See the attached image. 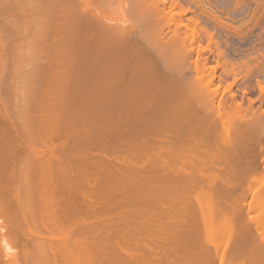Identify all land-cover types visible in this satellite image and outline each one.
Listing matches in <instances>:
<instances>
[{
    "label": "bare ground",
    "instance_id": "1",
    "mask_svg": "<svg viewBox=\"0 0 264 264\" xmlns=\"http://www.w3.org/2000/svg\"><path fill=\"white\" fill-rule=\"evenodd\" d=\"M178 2L0 0V264H264V83L232 107Z\"/></svg>",
    "mask_w": 264,
    "mask_h": 264
},
{
    "label": "rangeland",
    "instance_id": "2",
    "mask_svg": "<svg viewBox=\"0 0 264 264\" xmlns=\"http://www.w3.org/2000/svg\"><path fill=\"white\" fill-rule=\"evenodd\" d=\"M179 2V4H181L184 8H187V9H190L191 8V10H190V12H188V15H187V18H189V19H187V21H186V19L184 20V23H187V25H188V23H190L189 24V27H193V26H195V29H197L198 30V28H199V30H201V31H199V35H198V39H197V41L198 42H196L197 44L196 45H200L199 47H198V50L200 51V50H202V51H200L199 53L201 54L200 56L201 57H203V58H201V57H199L200 59H204V58H208L209 59V69H210V66H211V68H214V66L217 68V76L218 77H220L221 76V82H219V79H217V81H216V83H218L219 82V84H221L220 86H222V87H220L219 86V88H221L222 90H223V88L225 87L224 85H227V83H231L232 81H233V76L231 75V74H229V76H225V74L223 73L225 70H227V69H225V68H223V67H228V69H230L229 67H231V66H229V64L228 63H232V65H234V67H235V69L239 66V68H237L236 69V71H237V74H236V76H237V78H238V80H237V82L236 83H234V88L233 87H231V88H233V94L235 93V96H236V100H235V104H233L231 101L233 100H229V102L232 104V107L235 105V106H242L243 108H245V106H247V103H246V100H244L243 99V97H242V92L243 91H248V93H249V95H248V97H250L251 99H255V98H258V95H259V89H257V80H259V81H261L262 83H264V0H178ZM185 1V2H184ZM196 1V2H195ZM211 1H213V2H211ZM236 1H238V2H236ZM208 2V3H207ZM191 3H193V4H191ZM203 3V4H202ZM235 3V4H234ZM245 3V4H244ZM13 4V3H12ZM211 4V5H210ZM213 4H215V5H213ZM226 4V5H225ZM11 5V4H10ZM14 5V7L16 6V4H13ZM13 5H11V6H13ZM116 5V3L115 2H113V4H111V6H112V8H111V6L109 5L108 7H104L103 9L104 10H107V11H109V12H107V13H109V14H113L114 15V13H116L117 11H116V8H117V6H115ZM189 5V6H188ZM213 5V6H212ZM186 6V7H185ZM201 7V8H199V7ZM215 6V7H214ZM226 6V7H225ZM189 7V8H188ZM15 8H17V7H15ZM107 8V9H106ZM12 9V8H11ZM240 9V10H239ZM112 10H114V13H112ZM234 10H236V11H234ZM116 11V12H115ZM202 13H201V12ZM212 11H214V12H212ZM221 11H222V13H221ZM118 12H120V10L118 11ZM211 12V13H210ZM260 12V13H259ZM8 14V13H7ZM37 14H38V16H37ZM207 14V15H206ZM224 14V15H223ZM35 16H33L32 18L34 19V17L35 18H37V19H35V23L33 22V20H31V25L32 26H34V24H35V27H36V29L34 28V29H32L33 31H35V35L37 36H35L36 38V40L38 39V34H40V35H42L43 33H46L47 35L48 34H50L51 36H53V34H54V31H56L57 30V33H56V35H55V37L56 38H54V37H51L50 35H48L47 37H49V39H51V41H52V38H54V39H59L60 38V34H59V30H58V28H55V25L53 24V22L52 21H50L49 20V18L47 19L46 17H44L43 15H44V12L43 11H41V10H38V11H36V13L34 14ZM43 16V18H42V16ZM194 15V16H193ZM197 15V16H196ZM216 17H218V18H216V19H218V22H217V20H215V16ZM226 15V16H225ZM7 16H9V18H10V16L12 17V15L9 13L8 15H6V17ZM19 16V15H18ZM18 16H17V18L15 17V21L13 20V19H6V17H5V19H6V21L8 20V22L10 23L11 21L14 23L15 22V24H16V21L18 20ZM40 16H41V18L42 19H47V20H49L48 22H45V20L43 21L41 18H40ZM46 16H47V14H46ZM212 16V17H211ZM1 17L2 18H4L3 16H1L0 15V19H1ZM39 17V18H38ZM196 17V18H195ZM219 17H220V21H222L221 23L219 22ZM221 17H223V18H221ZM258 17V18H257ZM31 18V19H32ZM193 18L194 19H197L198 21H199V23L200 24H198L197 25V27H196V24H192L193 22H192V20H193ZM205 18V19H204ZM235 18V19H234ZM255 18V19H254ZM257 18V19H256ZM17 19V20H16ZM22 19H24V17H22ZM128 19V20H127ZM131 19V20H130ZM130 19H129V17L128 18H126V19H120V20H122V23H124V21H126L125 23H127V24H125L127 27H133V26H138L139 24V22H138V20H136V19H134V18H132V17H130ZM191 19V20H190ZM202 19V20H201ZM214 19V20H213ZM227 19V20H226ZM41 20V21H40ZM46 20V21H47ZM224 20V21H223ZM250 20V21H249ZM256 20V21H255ZM6 21H4L3 19H1L0 20V22H2L3 24H4V22H6ZM21 19H20V22H19V20L17 21V23H19L20 24V26H19V24L17 25V26H19V27H25V22H23L22 21V24L23 23H25V24H23L24 26H21ZM24 21H26V19H24ZM129 21H130V23H129ZM189 21V22H188ZM241 21V22H240ZM7 22V24L10 26V25H12V22L9 24ZM38 22H40V23H38ZM43 22H45V23H43ZM52 22V23H51ZM136 22H138V23H136ZM208 22V23H207ZM226 22V23H225ZM228 22V23H227ZM252 22V23H251ZM2 23H1V25H2ZM43 25H42V24ZM132 23V24H131ZM203 23V24H202ZM217 23V24H216ZM249 23V24H248ZM41 24V25H40ZM51 24V25H50ZM135 24V25H134ZM226 24V25H225ZM233 24V25H232ZM241 24V25H240ZM39 26V30H38V26ZM131 25V26H130ZM244 25V26H243ZM42 26H44L45 28L47 27V30H45L44 29V27H43V29L42 28H40V27H42ZM200 27H201V29H200ZM236 27V28H235ZM241 27V28H240ZM181 28V27H180ZM194 28V27H193ZM192 28V29H193ZM214 28V29H213ZM232 28H234V29H232ZM239 28H240V30H239ZM236 29V30H235ZM43 30H45V31H43ZM186 29L184 28V26H182V28H181V31L184 33V31H185ZM206 30H208V33H210V34H212L213 33V38L216 40V42L219 44H216L217 46H214L213 48H212V50H214L215 51V53L214 54H210V50L208 49V47H205V46H213V44H209V42L210 41H208L209 40V37L208 36H206V33H207V31ZM227 30V31H226ZM233 30H234V32H233ZM244 30V31H243ZM39 33H38V32ZM228 31H229V33H228ZM241 32V33H240ZM217 33V34H216ZM239 33V34H238ZM206 36H204V35ZM185 35V34H184ZM193 34L190 32V34H189V36H192ZM207 35H209V34H207ZM23 36H25V35H23ZM41 37V36H40ZM13 38H15V39H17L16 38V36H13ZM206 39V40H205ZM208 39V40H207ZM190 41V40H189ZM249 42H250V44H249ZM210 43H214V40L213 41H211ZM203 46V47H202ZM215 47H217L216 48V50H215ZM203 49H206V50H203ZM261 51H260V50ZM51 51H53V52H48V53H50L51 55H53V53L55 52V50H53V49H50ZM220 51L221 53H222V55L223 56H221L222 58H220V56L218 57V55H216V54H218L217 52L218 51ZM213 51V52H214ZM217 51V52H216ZM262 52V53H261ZM55 53H58V51H56ZM248 54V55H247ZM251 54V55H250ZM43 55V54H42ZM41 55V56H42ZM45 55V54H44ZM43 55V57H45ZM259 58H258V57ZM251 57V58H250ZM250 58V59H249ZM220 59V60H219ZM222 60V61H221ZM218 61H219V63H218ZM234 61H236V62H234ZM242 61V62H241ZM257 61V62H256ZM41 62V63H40ZM221 62V63H220ZM223 62V63H222ZM227 62V63H226ZM28 63V62H27ZM31 63V62H30ZM36 63V62H35ZM41 64L42 65V61H39L37 64ZM244 63V64H243ZM254 63V64H253ZM25 64V65H24ZM37 64H29L28 66H27V64H26V62L24 63L23 62V64H21L23 67L22 68H26V69H23V72H22V68H21V66H18V67H15L14 65H13V63H12V65L14 66H10L9 65V67L7 68V69H9V70H7V72L9 73H7V76H9L10 77V79H11V77L13 78V79H11L12 81L14 80V81H16L17 79L16 78H18V80L19 81H23V79H26V78H29V77H27V74L29 75V73H28V71H30V74H31V77H33V76H35V75H32V73L35 71L36 72V70L38 71H40V79H42V70L43 69H41L42 67H40V69H38V68H36L38 65ZM39 64V65H40ZM220 64H222V65H220ZM227 66H226V65ZM31 65H33V66H31ZM35 65H37L36 67H35V69H33V68H31L30 69V67H34ZM214 65V66H213ZM216 65H219V66H216ZM237 65V66H236ZM249 65V66H248ZM255 65V66H254ZM26 66V67H25ZM30 66V67H29ZM221 66V67H220ZM29 67V68H28ZM218 67H219V69H218ZM242 67V68H241ZM245 67V68H244ZM17 68H18V71H17ZM225 69V70H222V69ZM251 70H250V69ZM14 69V71H12ZM16 69V70H15ZM25 70V71H24ZM246 70H248V71H246ZM17 73H16V72ZM210 71H211V69H210ZM252 71V72H251ZM13 72V73H12ZM20 72H22V74H19ZM32 72V73H31ZM245 72V73H244ZM250 72V73H249ZM257 72V73H256ZM6 73V72H5ZM12 73V74H11ZM25 75H24V74ZM37 73V72H36ZM36 73H33V74H36ZM16 75V76H13V75ZM17 74H19V75H17ZM37 74H39V73H37ZM187 74H190V73H187ZM22 75V77L21 78H19L20 76ZM24 75V76H23ZM206 75H209V72H207V74ZM205 75V76H206ZM220 75V76H219ZM42 76V77H41ZM225 76V77H224ZM16 77V78H15ZM38 76H36V77H34L33 79L35 80V78H37ZM218 77H216V78H218ZM10 79H9V81H10ZM256 80V81H255ZM36 81L38 82V78L36 79ZM41 81V80H40ZM39 81V82H40ZM43 81V80H42ZM17 83V82H16ZM226 83V84H225ZM40 84H41V82H40ZM206 85V81L203 83V85ZM218 84V85H219ZM223 84V85H222ZM18 85V84H17ZM257 86V87H256ZM15 88H18V87H20V89H21V87H22V85L20 84V85H18L17 87L16 86H14ZM14 87H12L11 89H12V93L10 92L9 94H8V98H7V101H6V103L8 104V106H10V108L13 110V114L15 113V114H17V115H13V114H11V117L12 118H16V116L18 117L17 119L18 120H21V118H22V120H23V117H24V115H25V113H24V115H22L23 114V112L21 111V113H20V117L18 116L19 115V112H17V110L18 111H20L19 109H15V107H18V108H22L23 106H24V104L25 103H23V102H25V101H27V99H28V94L26 95H24V93H27V92H25V90H26V86H23L22 88H23V90L21 91L19 88H18V90H20V91H18L19 92V95H21V92H22V95H21V98L22 97H24L25 96V99H26V96H27V99L26 100H23V99H21L20 98V96L18 95V94H16V89L14 88ZM216 87V86H215ZM227 87V86H226ZM218 88V89H219ZM251 88V89H250ZM25 89V90H24ZM210 89V88H209ZM221 89L218 91V92H220L221 91ZM245 89V90H244ZM249 89V90H248ZM227 90V89H226ZM226 90H224V91H222V92H225ZM232 90V89H231ZM24 91V92H23ZM228 91V90H227ZM239 91V92H238ZM17 92V93H18ZM200 92V91H199ZM251 92H252V94H251ZM16 95H15V94ZM201 93V92H200ZM241 93V94H240ZM13 94V95H12ZM218 94H220V93H218ZM226 94V96L228 95V94H230L231 96H232V94L231 93H228V92H226L225 93ZM225 94H220V95H222V96H224L225 97ZM24 95V96H23ZM201 95V94H200ZM12 96V97H11ZM15 96V97H14ZM222 96H220V97H222ZM225 97V98H223L224 100H226V99H231L232 97ZM252 96V97H251ZM254 96V97H253ZM10 97V98H9ZM14 97V98H13ZM20 99H19V98ZM219 97V98H220ZM18 98V99H17ZM10 99V100H9ZM15 99V100H14ZM241 99H243L244 101H245V103H242L241 101H243V100H241ZM239 100V101H238ZM18 101V103H16V102ZM23 101V102H22ZM9 102H11V104L9 103ZM228 101H226L225 103H229ZM238 102H240V103H238ZM227 104V106L229 105H231V104ZM17 105V106H16ZM22 105V106H21ZM21 106V107H20ZM257 109V108H256ZM239 111V110H238ZM241 112V111H240ZM239 112V113H240ZM12 113V112H11ZM243 114V113H242ZM239 115H241V114H239ZM235 116H237V118L239 119V117H238V114L236 115L235 114ZM236 118V117H235ZM253 171H255L254 169L252 170V171H249V173H247V178L246 179H249L248 181H245L246 183H248V184H250L251 182H252V180L250 179V175L253 173ZM248 176H249V178H248ZM251 181V182H250ZM258 182H256V184H257ZM252 184V183H251ZM254 213L255 214H257V212H255L254 211ZM220 232H222V231H220ZM220 232H218L217 231V234H213L214 235V240L215 241H213L214 243H216V242H218L219 240H222L221 242L219 241L218 243H220V244H223V240L225 241V237H226V234H222V236H220L219 235V233ZM223 233H225V232H223ZM216 236H218L219 238L217 239L216 238ZM223 237V238H222ZM225 243V242H224ZM217 244V243H216ZM211 247H212V245H211ZM18 249V250H17ZM16 250H17V253L19 252V248H17ZM159 256H157V258H156V260L155 261H158L157 259H160V258H158Z\"/></svg>",
    "mask_w": 264,
    "mask_h": 264
}]
</instances>
